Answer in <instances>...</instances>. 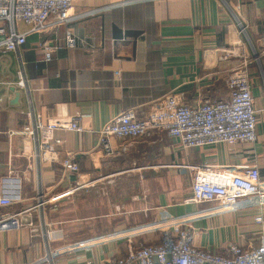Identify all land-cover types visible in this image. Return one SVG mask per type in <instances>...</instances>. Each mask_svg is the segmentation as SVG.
Returning a JSON list of instances; mask_svg holds the SVG:
<instances>
[{"label": "crops", "instance_id": "crops-1", "mask_svg": "<svg viewBox=\"0 0 264 264\" xmlns=\"http://www.w3.org/2000/svg\"><path fill=\"white\" fill-rule=\"evenodd\" d=\"M95 8L100 10L84 14ZM74 10L80 16L70 25L29 34L23 46L36 108L48 115L80 113L85 128L57 130L64 142L41 172L31 160L33 144L26 143V149L19 133L27 97L15 85L17 56L0 48V197L13 199L0 205V212L34 204L40 185L50 198L47 225L40 230L24 225L0 231V264L44 257L47 230L53 232V247L94 243L58 255L56 264H86L90 257L99 263L129 245L159 241V229L143 228L210 206L187 202L193 181L189 165L257 164L264 180V0H74ZM67 29L82 43L66 47ZM46 41L54 45L49 60ZM243 55L252 59L255 141L185 147L158 130L113 138L111 155L99 145L97 130L104 123L130 108L144 118L165 95L182 94L192 105L228 99V76ZM67 151L74 153L78 172L65 170ZM259 213L264 215V205L202 215L193 223L194 244L224 254L235 243L258 245L264 232V223L255 220ZM33 219L39 220L38 211Z\"/></svg>", "mask_w": 264, "mask_h": 264}, {"label": "built area", "instance_id": "built-area-1", "mask_svg": "<svg viewBox=\"0 0 264 264\" xmlns=\"http://www.w3.org/2000/svg\"><path fill=\"white\" fill-rule=\"evenodd\" d=\"M99 10L95 8L84 14L97 13ZM79 16L74 10V0H0V48L4 52L16 54L18 78L15 85L27 97L26 122L19 133L24 137L26 149L28 143L33 144L31 160L39 172L45 163L55 160L56 147L64 142L56 135L57 130L82 132L85 128L80 113L59 112L48 115L36 108L32 99V86L27 73V61L23 56V46L29 34L47 32L61 25L68 26ZM21 25L27 28L22 30ZM245 29V26H242L241 31ZM80 43L82 41L67 29L65 46L73 48ZM44 48L45 59H51L54 45L51 41H46ZM257 59L259 60V56ZM251 62L249 56L243 55L241 62L231 70L227 79L230 88L228 99H207L192 105L183 99L182 94L165 95L152 103L144 118H139L135 109L130 108L104 123L97 130L99 145L107 155H111L115 151L113 138L144 136L158 130H166L170 135L178 137L185 147L255 141L258 116L249 78ZM63 166L65 170L71 172L79 171V164L74 160L72 151L66 152ZM188 167L192 172L193 181L192 193L187 197V202H207L210 203L209 207L198 212L170 215L143 228L159 229L161 231L159 241L129 245L123 254L109 256L99 263L90 257L85 263L264 264V232L258 245L244 247L235 243L226 254L197 246L194 244L193 233V223L202 215L237 210L251 205H264V180L261 179L257 164L230 166L202 163ZM58 199L60 196L55 198V202ZM49 202L50 198L40 185L34 204L19 211L0 212V231L24 225L40 230V226L47 225L46 207ZM12 203V198L5 195L0 197L1 206ZM34 211L39 213L38 221L33 219ZM255 220L263 225L264 215L259 213ZM52 233L49 230L44 233L47 246L45 256L25 264H38L44 261L56 264L58 255L94 244L53 247ZM102 239L98 237L95 241L101 242Z\"/></svg>", "mask_w": 264, "mask_h": 264}, {"label": "rangeland", "instance_id": "rangeland-1", "mask_svg": "<svg viewBox=\"0 0 264 264\" xmlns=\"http://www.w3.org/2000/svg\"><path fill=\"white\" fill-rule=\"evenodd\" d=\"M145 243H150V242H145ZM84 243H79V245H83ZM89 243H86V245H88ZM76 246V245H75ZM91 247V246H90Z\"/></svg>", "mask_w": 264, "mask_h": 264}]
</instances>
